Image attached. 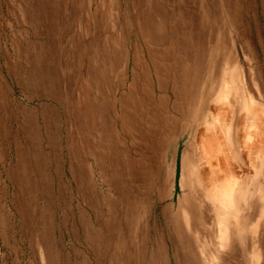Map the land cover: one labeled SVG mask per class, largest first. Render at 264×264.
<instances>
[{"label": "rangeland", "instance_id": "rangeland-1", "mask_svg": "<svg viewBox=\"0 0 264 264\" xmlns=\"http://www.w3.org/2000/svg\"><path fill=\"white\" fill-rule=\"evenodd\" d=\"M0 264H264V0H0Z\"/></svg>", "mask_w": 264, "mask_h": 264}, {"label": "water", "instance_id": "water-1", "mask_svg": "<svg viewBox=\"0 0 264 264\" xmlns=\"http://www.w3.org/2000/svg\"><path fill=\"white\" fill-rule=\"evenodd\" d=\"M180 156H181V148L179 149V156H178L176 175H175V198L178 196V193L180 192V177H181Z\"/></svg>", "mask_w": 264, "mask_h": 264}]
</instances>
